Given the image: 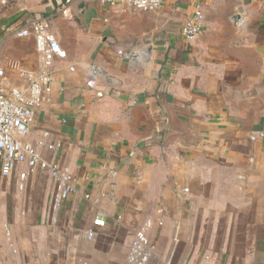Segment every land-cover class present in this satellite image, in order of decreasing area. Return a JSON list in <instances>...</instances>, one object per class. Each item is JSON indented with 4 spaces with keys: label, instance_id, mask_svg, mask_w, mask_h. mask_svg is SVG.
Masks as SVG:
<instances>
[{
    "label": "crops",
    "instance_id": "obj_1",
    "mask_svg": "<svg viewBox=\"0 0 264 264\" xmlns=\"http://www.w3.org/2000/svg\"><path fill=\"white\" fill-rule=\"evenodd\" d=\"M6 1L0 63L44 68L33 36L7 38L33 20L67 52L27 139L69 169L74 190L55 207L45 169L21 180L23 163L4 176L0 160V264H139L141 230L144 264H264V0L205 1L193 41L182 28L197 0L155 11Z\"/></svg>",
    "mask_w": 264,
    "mask_h": 264
},
{
    "label": "built area",
    "instance_id": "obj_2",
    "mask_svg": "<svg viewBox=\"0 0 264 264\" xmlns=\"http://www.w3.org/2000/svg\"><path fill=\"white\" fill-rule=\"evenodd\" d=\"M207 0H197L194 14L187 19L182 28V35L188 40H195L204 29L203 5ZM6 0H0V10ZM70 2V0H68ZM102 3L121 9L138 11L158 10L163 0H101ZM62 13H68V5H64ZM33 36L36 51L39 53L44 68L40 72L27 70L16 71L20 78L27 81L20 88L13 83V74L8 66L0 63V160L1 173L9 176L18 163H23L26 169L20 173L21 180L27 177L28 169H45L55 182L54 204L57 207L73 192L72 175L67 167L57 162H48L42 158L37 146L27 139L34 122L35 111L41 105L51 102L53 75L49 68L56 56L67 57L58 39L51 33L49 23L45 20H33L11 30L7 38H23ZM71 70H75L73 66ZM96 70L88 76V83L95 85ZM53 148V145H50ZM23 187V183L20 185ZM106 221L97 217L93 226H104ZM88 230L89 238H93L95 230ZM148 240L143 230L138 231L132 244L131 261L144 264L148 258Z\"/></svg>",
    "mask_w": 264,
    "mask_h": 264
},
{
    "label": "rangeland",
    "instance_id": "obj_3",
    "mask_svg": "<svg viewBox=\"0 0 264 264\" xmlns=\"http://www.w3.org/2000/svg\"><path fill=\"white\" fill-rule=\"evenodd\" d=\"M8 32H9V30H8ZM9 45H10V44H9L7 41H6L5 43H3V44H2L3 51H4V50L6 49V47L9 46ZM3 58H4V57H3ZM8 61L11 62V64L9 63L10 65H5V66L12 67L13 64H14V60L9 59ZM4 64H5V63H4ZM14 65H15V64H14ZM14 71H15V70H14ZM14 71L11 70V73L13 74ZM15 73H16V71H15Z\"/></svg>",
    "mask_w": 264,
    "mask_h": 264
}]
</instances>
